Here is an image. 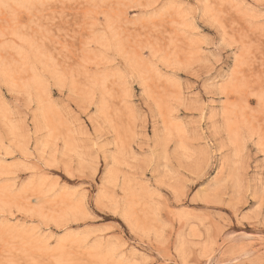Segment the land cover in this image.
<instances>
[{"label":"rangeland","instance_id":"374dc122","mask_svg":"<svg viewBox=\"0 0 264 264\" xmlns=\"http://www.w3.org/2000/svg\"><path fill=\"white\" fill-rule=\"evenodd\" d=\"M0 264H264V0H0Z\"/></svg>","mask_w":264,"mask_h":264}]
</instances>
